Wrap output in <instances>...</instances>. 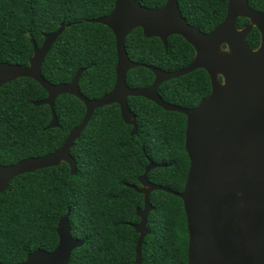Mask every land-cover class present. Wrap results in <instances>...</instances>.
Here are the masks:
<instances>
[{
	"label": "trees",
	"instance_id": "16d2710c",
	"mask_svg": "<svg viewBox=\"0 0 264 264\" xmlns=\"http://www.w3.org/2000/svg\"><path fill=\"white\" fill-rule=\"evenodd\" d=\"M150 9L164 7L168 0H137ZM231 0H179L181 13L190 25L212 32L226 18ZM264 12V0H248ZM117 0H0V64L29 67L34 44L41 47L45 36L62 26L65 31L52 46L42 75L53 85L69 84L84 70L79 87L84 97L99 100L109 94L117 80L116 38L106 26L91 20L112 13ZM249 25L239 20L237 28ZM251 49L261 43L255 28L247 39ZM133 62L165 71L184 69L194 59L193 47L173 36L165 50L160 39H147L142 29L125 41ZM154 73L140 67L127 76L133 89H148ZM163 100L179 107L196 106L210 94L211 82L204 70L164 83L158 90ZM47 92L32 79H18L0 89V165L13 166L29 158L58 151L70 133L83 122L85 105L76 97L56 101L59 128L51 129L49 106L36 107ZM137 116L138 136L126 125L118 105L95 112L71 150L78 174L68 164L26 174L13 180L0 195V263L21 264L38 251H54L59 244L57 228L68 211L72 237L84 241L73 252L69 264H133L137 234L128 222L136 223L140 198L129 185L144 174L147 155L162 169V187L183 191L189 172L185 150L186 116L168 112L145 98H130ZM157 169L154 173H156ZM156 178V175L153 174ZM163 195L159 215L150 218L151 236L143 248V264H187L188 225L182 200ZM158 241H161L158 244Z\"/></svg>",
	"mask_w": 264,
	"mask_h": 264
},
{
	"label": "water",
	"instance_id": "95a60500",
	"mask_svg": "<svg viewBox=\"0 0 264 264\" xmlns=\"http://www.w3.org/2000/svg\"><path fill=\"white\" fill-rule=\"evenodd\" d=\"M240 18L248 19L250 25L238 29ZM90 22L108 27L116 38L117 82L112 92L102 99L90 100L82 95L79 81L83 69L69 84L53 85L43 77V64L65 31L63 26L46 35L41 47L34 44L29 67L0 64V89L25 78L38 82L47 92V98L35 106L51 108V129L59 126L55 105L60 96H74L86 107L83 122L70 133L58 151L45 157L25 159L13 166L0 165V195L16 178L58 167L62 162L70 166L73 176L77 175V162L71 150L99 109L120 106L124 123L132 126V135H136L137 118L128 99L142 97L165 111L187 117L185 148L190 169L184 190L180 193L149 184L143 189L131 187L145 194L147 203L146 212L138 211L141 223L134 227L140 234L134 264H142L143 241L150 233L146 224L147 213L152 208L148 197L153 191L172 194L184 203L190 236L188 264H264V12L252 10L248 0H231L224 22L210 34H204L184 19L179 0H168L162 9L146 8L137 0H117L110 15ZM254 28L261 35V43L256 50L251 49L247 42ZM137 29H142L147 39H160L166 51L171 37H182L195 49L194 61L176 72L132 62L125 41ZM223 46L227 49L223 50ZM140 67L151 70L155 81L148 89H131L127 85V75ZM199 69L211 77L212 93L196 109H183L166 103L160 97L158 89L163 83ZM219 76L223 77V83ZM157 167L150 162L140 179L143 185L147 182V175ZM236 191L243 194L240 202L233 199ZM70 214L69 210L58 224L57 248L52 252L38 250L21 264L70 263L73 252L85 244L72 237ZM234 220L243 226L242 232L234 233L231 224L220 231L221 222Z\"/></svg>",
	"mask_w": 264,
	"mask_h": 264
},
{
	"label": "flooded vegetation",
	"instance_id": "af4514ba",
	"mask_svg": "<svg viewBox=\"0 0 264 264\" xmlns=\"http://www.w3.org/2000/svg\"><path fill=\"white\" fill-rule=\"evenodd\" d=\"M138 2V1H137ZM143 6V5H142ZM180 7V6H179ZM147 8V7H146ZM163 8V7H162ZM162 8H160V9H162ZM251 8V7H250ZM150 9V8H149ZM252 9V8H251ZM253 10V9H252ZM181 11V10H180ZM255 11V10H254ZM256 12H260V11H256ZM261 13V12H260ZM183 15V14H182ZM227 16V15H226ZM184 17V16H183ZM184 19L188 22V20L184 17ZM242 19H245V18H240L239 20H242ZM239 20H238V22H239ZM246 20H248V19H246ZM249 21V20H248ZM224 22V21H223ZM222 22V23H223ZM238 22H237V25H238ZM189 23V22H188ZM250 21H249V25H250ZM190 24V23H189ZM192 26V25H191ZM248 26V25H247ZM192 27H195V26H192ZM195 28H197V27H195ZM199 29V28H198ZM255 29V28H254ZM253 29V30H254ZM200 30V29H199ZM143 31V30H142ZM202 33H204V34H210L211 32H209V33H205V32H203L202 30H200ZM180 37V36H179ZM127 39V38H126ZM194 49V48H193ZM223 50H226L227 49V47L226 46H223V48H222ZM127 50V49H126ZM194 51H195V49H194ZM128 53V52H127ZM129 56V55H128ZM195 56H196V52H195V55H194V59H195ZM130 58V57H129ZM194 59L192 60V62L194 61ZM131 60V59H130ZM132 61V60H131ZM133 62V61H132ZM191 62V63H192ZM134 63H136V62H134ZM191 63H189L186 67H188ZM138 64H140V63H138ZM146 66V65H145ZM152 67V66H151ZM185 67V68H186ZM156 68V67H155ZM184 68V69H185ZM158 69H160V68H158ZM160 70H163V69H160ZM181 70H183V69H181ZM181 70H178V71H181ZM199 70H203V69H199ZM163 71H165V70H163ZM198 71V70H197ZM205 71V70H204ZM131 72V71H130ZM129 72V73H130ZM165 72H173V71H165ZM174 72H176V71H174ZM206 72V71H205ZM128 73V74H129ZM207 73V72H206ZM208 74V73H207ZM189 75V74H188ZM128 76V75H127ZM186 76V75H185ZM208 76H209V74H208ZM184 77V76H183ZM181 78V77H180ZM209 78H210V82H211V77L209 76ZM177 79H179V78H177ZM173 80H175V79H173ZM219 81L221 82V83H223L224 82V79H223V77L222 76H219ZM116 82H117V80H116ZM167 82H169V81H167ZM166 83V82H165ZM164 84V83H163ZM162 84V85H163ZM116 85V84H115ZM128 85V84H127ZM161 85V86H162ZM160 86V87H161ZM115 87V86H114ZM129 87V86H128ZM159 87V88H160ZM130 88V87H129ZM114 89V88H113ZM131 89H133V88H131ZM159 90V89H158ZM112 92V91H111ZM110 92V93H111ZM109 93V94H110ZM159 93V92H158ZM211 93H212V82H211V92H210V94L209 95H207V96H205V97H203L200 101H199V103L196 105V106H191V105H188L187 107H180V108H183V109H188V110H194V109H196L199 105H200V103L203 101V100H205L206 98H208L210 95H211ZM108 95V94H107ZM160 95V94H159ZM161 97V96H160ZM139 98V97H138ZM140 98H142V97H140ZM162 98V97H161ZM130 99V98H129ZM129 99H128V101H129ZM163 99V98H162ZM57 101V100H56ZM149 101V100H148ZM154 103V102H153ZM167 103V102H166ZM130 104V103H129ZM169 104V103H168ZM172 105V104H171ZM56 106V105H55ZM111 106V105H110ZM130 106V105H129ZM174 106H176V105H174ZM107 107V106H106ZM120 107V106H119ZM177 107H179V106H177ZM121 110V109H120ZM132 110V109H131ZM134 113V112H133ZM135 114V113H134ZM136 115V114H135ZM136 118H137V116H136ZM186 119H187V117H186ZM137 125H138V123H137ZM131 128H132V131H131V137L132 138H134V137H136V136H138V134H139V128H138V133L136 134V135H132V133H133V127L132 126H130ZM57 128H59V126L57 127ZM57 128H53V129H57ZM187 129V128H186ZM185 145H186V136H185ZM185 150H186V148H185ZM144 151V155H145V158H146V161H147V165H146V167H145V169H144V174H145V171H146V168L149 166V164H150V162H153L155 165H157L158 167L157 168H155V169H153L148 175H147V182H146V184L145 185H143L141 182H140V179L144 176V174L142 175V176H140V177H138V184H136V185H129V187L131 188V187H136V188H138V189H143L146 185H152V186H155V187H162L161 185H159V183L160 182H162L163 180H161L162 179V177H163V173L161 172L162 171V169L163 168H165V167H162L164 164L163 163H157V162H155L153 159H152V157H150L149 155H147V153H146V151L145 150H143ZM187 153V152H186ZM188 155V154H187ZM188 158H189V156H188ZM189 162H190V160H189ZM62 163H65V162H62ZM62 163L60 164V165H62ZM67 164V163H66ZM59 167V166H58ZM190 167V166H189ZM54 168V167H53ZM157 169H159L156 173H154ZM190 169V168H189ZM189 173V172H188ZM153 174L154 175H156V178L153 176ZM162 176V177H161ZM184 187H185V185H184ZM134 190V189H133ZM183 190H184V188H183ZM136 193H138L136 190H134ZM158 191H153L152 193H150V195H149V197H148V204H149V206H151L152 208H149V212L147 213V219H146V224H147V229L149 230V234L145 237V239H144V241H143V245H142V264H143V248H144V245L146 244V242H147V240H148V238L151 236V231H150V227H149V222H150V218L153 216V214L156 212L157 213V215H159V210H161V204L160 203H162V200H163V195H158L157 194V196H156V193H157ZM160 192H163V191H160ZM138 195H140L141 196V198H140V204H142L141 206H138L137 208H136V216H137V222L136 223H133V222H128V224L135 230V226L136 225H138V224H140L141 223V221H142V218L140 217V216H138V211L140 210V211H142V212H146L147 211V203H146V195L145 194H140V193H138ZM242 197H243V194L241 193V192H239V191H236L235 193H234V195H233V199H235L236 200V202H240L241 201V199H242ZM183 205H184V203H183ZM185 210V209H184ZM187 218V217H186ZM236 220H234V221H232V222H226V221H223V222H221L220 223V226H219V229H220V231H223V230H225L227 227H229V225L231 224V226H232V231L234 232V233H240V232H242L243 230H244V228H243V226H241V224H239V223H237V222H235ZM188 225V224H187ZM135 232H136V234H137V241H136V247H137V243H138V241H139V238H140V234L135 230ZM160 242L161 241H158V244H160ZM189 243H190V236H189V231H188V261H189ZM135 260H136V257H135ZM134 263H135V261H134ZM133 263V264H134ZM187 264H188V262H187Z\"/></svg>",
	"mask_w": 264,
	"mask_h": 264
}]
</instances>
